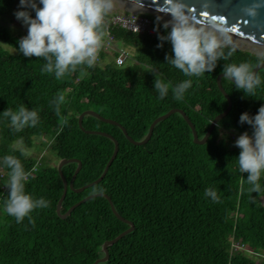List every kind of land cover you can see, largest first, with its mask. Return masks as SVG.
<instances>
[{"label":"trees","instance_id":"16d2710c","mask_svg":"<svg viewBox=\"0 0 264 264\" xmlns=\"http://www.w3.org/2000/svg\"><path fill=\"white\" fill-rule=\"evenodd\" d=\"M18 6L19 0H2L0 14ZM143 15L150 20L153 32L133 31L110 20L107 23L106 33L116 43L133 48L123 65L108 60V52L102 50L95 66H78L61 79L41 71L43 58L24 56L18 46L16 52H10L0 44V111L25 104L40 112L37 125L21 131L0 117V264H93L104 255L103 242L129 227L103 195L89 197L65 217L59 216L56 206L63 181L57 165L38 162L26 152L34 146V136L49 137L58 159L81 161L73 181V187L79 188L100 176L114 149L110 137L80 128L82 111L93 109L116 120L133 139L141 140L151 122L171 108L183 109L202 138L211 119L227 107V98L216 81L225 61L211 73L186 77L165 62L171 43L164 41L162 47L157 46L158 31H166L163 23L151 13ZM0 38L15 48L18 36L0 30ZM230 59L255 66L264 55L237 48ZM258 71L264 74V68ZM156 75L168 82L170 89L183 79L190 78L193 83L182 98L176 99L170 90L161 99L154 88ZM221 82L232 106L204 143L194 141L180 112L157 122L149 140L139 145L129 141L118 125L91 114L83 116V127L112 134L118 140V151L100 181L81 191L68 186L60 212L89 194L101 192L94 189L102 185L117 212L134 224L131 231L108 245V258L97 264H264V256L256 261L241 249L246 246L264 255V193H241V180L247 173L239 171L235 156L240 149L227 137L228 132L236 136L246 129L251 132V126L241 124L239 117L245 110L255 113L264 104V86L256 90L259 98L246 97L228 78L222 76ZM59 93L66 99L57 110L52 101ZM16 141L21 148L14 146ZM6 154L22 160L29 173L26 190L50 202L31 213L34 224L28 217L17 223L6 211L10 175L3 164ZM77 164H63L68 181ZM260 183L264 185V176ZM208 187L215 188L217 200L205 195ZM244 187L249 185L245 182Z\"/></svg>","mask_w":264,"mask_h":264},{"label":"clouds","instance_id":"9594fccd","mask_svg":"<svg viewBox=\"0 0 264 264\" xmlns=\"http://www.w3.org/2000/svg\"><path fill=\"white\" fill-rule=\"evenodd\" d=\"M112 7L113 0H19L14 15L27 26V33L17 38L14 51L18 46L24 56L43 58L45 62L41 71L53 73L57 79L75 71L78 66L93 67L107 31L105 17ZM32 10L35 15H32ZM167 13L170 19L163 23L166 31H158L157 45L162 47L164 41L171 43V52L165 58L167 64L181 70L186 77H192L213 72L223 60V76L234 83V88L242 90L246 97H257V88L264 86V74L248 61H231L230 58L237 51L231 36L216 27L199 24L187 0H167ZM160 19L162 17L158 16L157 20ZM159 27L158 23L157 30ZM153 83L161 99L168 96L170 90L176 99H180L193 80L183 79L170 89L169 83L156 75ZM65 99L64 94L59 93L52 103L59 110ZM0 117L7 118L16 131H21L37 125L40 112L35 107L20 104L15 109L7 107L0 111ZM239 122H247L251 126V132L244 130L234 141L240 149L235 156L239 171L247 173L241 180L240 191L261 195L264 193V185L260 183L264 176V104L255 113L243 111ZM220 126L221 122H218V128ZM3 164L10 170L8 195L4 202L7 213L14 216L17 223L28 217L29 222L34 224L31 213L48 207L49 200L26 190L29 173L19 157L6 154ZM245 182L249 185L247 189ZM103 190L102 185L94 189ZM205 195L212 200L219 198L213 187L206 188Z\"/></svg>","mask_w":264,"mask_h":264},{"label":"water","instance_id":"95a60500","mask_svg":"<svg viewBox=\"0 0 264 264\" xmlns=\"http://www.w3.org/2000/svg\"><path fill=\"white\" fill-rule=\"evenodd\" d=\"M187 3L190 7L192 14L194 15V17L196 18L199 24L213 26V27H216L217 29L222 30L224 34L231 36L232 40L235 43H239V44L254 47L260 50H264V0H187ZM113 8L145 9L147 11L153 12L154 14L162 17L165 20L170 19V14L167 13V0H142V2L141 0H113ZM220 17H224V19H221ZM255 68L257 71L261 68H264V59L261 60L259 63H257L255 65ZM222 76H223V73H220L217 76L216 81H217V85L219 89L227 98L228 104H227V107L222 112L218 113L212 119L205 135L202 138H199L193 122L190 120L187 113L181 108H171L167 112L157 116L151 122L149 129H148V133L141 140L133 139L129 135L126 128L120 122L104 117L93 109H86L79 114L78 122H79L80 128L88 133H96V134H101V135L110 137L114 142V149H113L112 155L107 161L100 176L96 178L95 180L79 188L73 187V181L79 169L81 168V161L78 158L60 159V162L58 163L57 168H58V171L63 181V192H62L60 199L57 202V206H56L57 214L61 217H65L76 205H78L82 201H85L89 197H92L95 195H103L109 200L110 206L112 208V211L115 213V215L121 220L129 223V227L127 229L123 230L121 233H119L114 238L103 242L102 251L104 252V255L96 259L93 262V264H97L100 261H105L108 258V245L116 242L121 236L131 231L134 227V224L132 221L124 218L122 215H120L117 212L110 196L103 192H95V193L89 194L85 196L84 198H82L81 200H79L78 202H76L75 204H73L72 206H70L66 212L64 213L60 212L61 202L66 194L68 186L75 191H81L84 188L100 181L105 175L110 163L112 162V160L114 159L118 151V146H119L118 140L112 134L106 131L85 129L82 125L83 116L85 114H91L105 122L118 125L122 129V131L124 132L125 136L127 137L129 141H131L134 144L139 145V144H144L149 140V138L152 135L153 128L157 122L168 117L170 114L174 112H180L192 129L194 141L196 143H204L210 136L211 131L213 130L215 125L218 123V121L228 113V111L230 110L232 106L231 97L226 92V90L224 89L222 85V82H221ZM69 161H77L78 163L70 181L66 179L61 169L63 164Z\"/></svg>","mask_w":264,"mask_h":264},{"label":"rangeland","instance_id":"374dc122","mask_svg":"<svg viewBox=\"0 0 264 264\" xmlns=\"http://www.w3.org/2000/svg\"><path fill=\"white\" fill-rule=\"evenodd\" d=\"M16 9H14L12 12L10 13H6V14H0V30H6L7 32H9L12 36L16 37H21L23 35H25L27 33V26L22 24L21 21H19L15 15H14V11ZM116 12V14H144V13H151L153 14L156 19L158 17V15L154 14L153 12L147 11L145 9H121V8H113L109 11V13H113ZM160 22L164 23L165 19H160ZM14 26V27H13ZM104 40V39H103ZM235 43V42H234ZM0 44L7 49L10 52H16V50L14 51V47L8 45L5 41H3L0 38ZM237 48H241V49H246V50H250L256 54L259 55H264V50H260L254 47H250V46H246L243 44H239V43H235ZM118 47H120L117 43H114L112 45V47H110L108 55H107V59L109 60V58L112 55V52H114V50H116ZM127 49L130 52V56L133 53V48L127 46ZM106 59V60H107ZM105 60H103L104 62ZM227 137L230 138V141H235V139L237 138L235 133L233 132H228L227 133ZM50 138L47 136H34V146L31 148H26V152L28 153V155L34 157L38 162L41 161L43 163H49V164H54V165H58V163L60 162V159H58L57 154L51 149L50 145ZM15 147L21 148L22 144L19 141H16L14 143ZM241 249L250 255H253L255 260L258 261L260 260L264 255L260 254V253H253L249 248H247L246 246H241Z\"/></svg>","mask_w":264,"mask_h":264},{"label":"built area","instance_id":"2783aa9c","mask_svg":"<svg viewBox=\"0 0 264 264\" xmlns=\"http://www.w3.org/2000/svg\"><path fill=\"white\" fill-rule=\"evenodd\" d=\"M111 21L112 23H117L120 24L121 26L133 30V31H138V32H143V31H149L153 32L154 30L150 27V20L144 16L143 14H114L111 16H106L105 17V23L106 26L108 27V21ZM116 43L112 36L107 32L105 35V38L102 42V46L98 51L97 54V61H100V52L102 50H105L106 52H109L110 47ZM120 47H118L114 52H112V55L109 59H113L115 63L118 66L123 65L128 58H130V52L127 49V46H122L121 44L117 43ZM237 137V136H236ZM35 167L33 168V170ZM1 170V175L3 174V170Z\"/></svg>","mask_w":264,"mask_h":264},{"label":"snow or ice","instance_id":"6c2138e0","mask_svg":"<svg viewBox=\"0 0 264 264\" xmlns=\"http://www.w3.org/2000/svg\"><path fill=\"white\" fill-rule=\"evenodd\" d=\"M207 14V13H206ZM221 19H224V17H220Z\"/></svg>","mask_w":264,"mask_h":264}]
</instances>
